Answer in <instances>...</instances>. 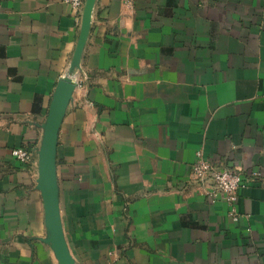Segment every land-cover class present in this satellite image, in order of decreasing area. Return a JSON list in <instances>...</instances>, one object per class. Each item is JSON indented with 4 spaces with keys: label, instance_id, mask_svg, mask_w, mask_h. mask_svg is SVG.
<instances>
[{
    "label": "crops",
    "instance_id": "crops-1",
    "mask_svg": "<svg viewBox=\"0 0 264 264\" xmlns=\"http://www.w3.org/2000/svg\"><path fill=\"white\" fill-rule=\"evenodd\" d=\"M80 20L0 0V264H59L37 149ZM81 69L55 156L75 264H264V0H95ZM198 152L251 179L236 221L191 177Z\"/></svg>",
    "mask_w": 264,
    "mask_h": 264
},
{
    "label": "water",
    "instance_id": "water-1",
    "mask_svg": "<svg viewBox=\"0 0 264 264\" xmlns=\"http://www.w3.org/2000/svg\"><path fill=\"white\" fill-rule=\"evenodd\" d=\"M95 0H85L81 11L79 37L65 73L57 81L52 93L37 149V189L41 193L44 221L47 230L45 241L53 249L59 264H75L63 234L56 181V146L59 128L67 105L76 87V78L82 72L81 56L86 43Z\"/></svg>",
    "mask_w": 264,
    "mask_h": 264
},
{
    "label": "built area",
    "instance_id": "built-area-1",
    "mask_svg": "<svg viewBox=\"0 0 264 264\" xmlns=\"http://www.w3.org/2000/svg\"><path fill=\"white\" fill-rule=\"evenodd\" d=\"M68 4L75 12L82 11L85 0H62ZM135 0H122V3L131 7ZM76 87L79 82L76 81ZM11 155L21 163L29 164L33 161L32 152L24 146L15 147L11 150ZM36 163V162H35ZM253 174L252 176H256ZM251 176V177H252ZM191 177L201 184H209L211 190L208 194L220 193L229 205V215L234 221L238 219L235 209L238 190L247 182L249 177H244L240 170L234 168H217L210 161L203 158L198 152L194 163L192 164Z\"/></svg>",
    "mask_w": 264,
    "mask_h": 264
}]
</instances>
